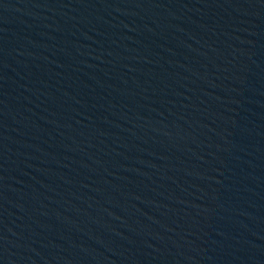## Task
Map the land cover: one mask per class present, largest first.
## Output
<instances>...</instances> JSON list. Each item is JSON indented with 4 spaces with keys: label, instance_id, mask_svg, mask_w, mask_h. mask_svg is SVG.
<instances>
[{
    "label": "water",
    "instance_id": "95a60500",
    "mask_svg": "<svg viewBox=\"0 0 264 264\" xmlns=\"http://www.w3.org/2000/svg\"><path fill=\"white\" fill-rule=\"evenodd\" d=\"M0 264H264V0H0Z\"/></svg>",
    "mask_w": 264,
    "mask_h": 264
}]
</instances>
